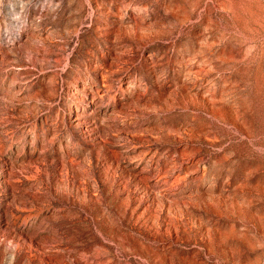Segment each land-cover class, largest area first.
I'll return each mask as SVG.
<instances>
[{"label": "rangeland", "instance_id": "obj_1", "mask_svg": "<svg viewBox=\"0 0 264 264\" xmlns=\"http://www.w3.org/2000/svg\"><path fill=\"white\" fill-rule=\"evenodd\" d=\"M0 264H264V0H0Z\"/></svg>", "mask_w": 264, "mask_h": 264}]
</instances>
